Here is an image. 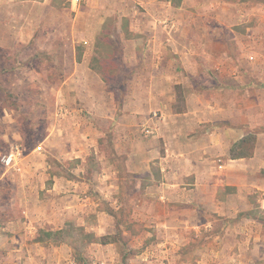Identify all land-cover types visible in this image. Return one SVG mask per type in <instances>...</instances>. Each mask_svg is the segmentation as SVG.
I'll return each mask as SVG.
<instances>
[{
	"label": "rangeland",
	"instance_id": "obj_1",
	"mask_svg": "<svg viewBox=\"0 0 264 264\" xmlns=\"http://www.w3.org/2000/svg\"><path fill=\"white\" fill-rule=\"evenodd\" d=\"M256 2L233 28L243 35L236 61L254 68L264 90V0ZM85 3L69 10L71 0H0V264H264V184L246 193L244 213L210 215L216 222L201 237L189 231L190 241H160L165 209L137 190L141 143L151 139L156 177L164 154L162 141L145 131L161 112L156 101L145 106L140 84L142 67L153 63L123 50L115 20L104 24L95 48L79 39L76 54L66 49L55 33ZM85 52L89 69L76 64ZM223 75L230 85L222 95L233 109L243 92L231 73ZM199 81L210 85L177 87L174 109L183 110L195 88L217 87L207 74ZM126 141L133 142L131 155L121 149ZM17 146L22 154L5 165L3 155ZM56 182L54 197L49 187Z\"/></svg>",
	"mask_w": 264,
	"mask_h": 264
},
{
	"label": "crops",
	"instance_id": "obj_2",
	"mask_svg": "<svg viewBox=\"0 0 264 264\" xmlns=\"http://www.w3.org/2000/svg\"><path fill=\"white\" fill-rule=\"evenodd\" d=\"M53 1L49 0V4ZM82 1L86 2L84 8L72 17L71 22L67 17L68 28L55 33V36L65 40L66 49L76 54L79 39L87 42L88 49L95 48L104 24L115 20L123 50L148 55L153 63L142 67L140 84L146 87L142 91L145 106L149 107L156 101L161 112L149 118L153 124L145 131L146 135L154 134L162 141L164 154H160L161 175L156 177L148 161L151 149L147 141L151 139L141 143V155H145V159L140 163L143 173L138 177L137 190L140 197H148L165 209L159 225L166 235L160 241H190L189 231H193L195 237H201V231L213 228L216 221L211 220L210 215L244 213L246 193L264 184V173L261 174L264 170V90L258 88L251 76L254 68L251 72L244 70L243 65L236 61V53L242 49L243 35L233 27L240 16L247 18L249 11L246 6L252 5L256 10L255 6L260 2ZM71 2L73 7L69 10H75L80 5ZM125 23L128 25L126 28L123 26ZM236 42L239 46L235 48ZM87 53L83 59H76V64L85 69H89L90 64ZM225 72L231 73L235 86L242 87L239 90L243 93L232 104L233 109L222 95L223 87L230 85V79L223 75ZM206 74L217 87L195 88L185 97V108L174 109L177 87L209 86V83L203 82L208 79L199 81ZM158 85L161 89L157 93L151 90ZM131 129L129 127L123 132ZM119 132L121 134V130ZM249 139L253 145L252 150L247 151L251 143L242 142ZM126 142L124 146H117H122L121 149L131 155L133 142ZM247 172L257 176H249L252 179L247 181ZM60 189L58 182L49 187L54 197ZM69 189L74 191L72 196L81 197L77 187ZM55 204L52 211L56 213L59 206ZM25 212L29 213V208ZM29 223L31 226L33 221ZM192 240L197 241L198 238Z\"/></svg>",
	"mask_w": 264,
	"mask_h": 264
},
{
	"label": "built area",
	"instance_id": "obj_3",
	"mask_svg": "<svg viewBox=\"0 0 264 264\" xmlns=\"http://www.w3.org/2000/svg\"><path fill=\"white\" fill-rule=\"evenodd\" d=\"M75 5H78L82 0H72ZM254 58V56H251ZM22 154V150L19 146L13 148L9 153H5L2 157V161L7 166H12L14 161Z\"/></svg>",
	"mask_w": 264,
	"mask_h": 264
},
{
	"label": "trees",
	"instance_id": "obj_4",
	"mask_svg": "<svg viewBox=\"0 0 264 264\" xmlns=\"http://www.w3.org/2000/svg\"><path fill=\"white\" fill-rule=\"evenodd\" d=\"M244 142H249V143H251L250 147L246 148V150H247V151H248L249 149L252 150V145H253V143H252L251 139H249V141H248V140H243L242 143H244ZM233 150H234V149H233ZM242 153H243V152H242ZM245 154H246V153H245ZM109 243H110V242H109Z\"/></svg>",
	"mask_w": 264,
	"mask_h": 264
}]
</instances>
